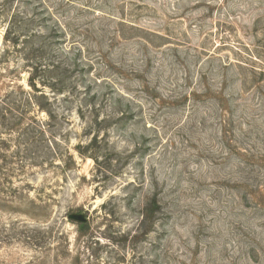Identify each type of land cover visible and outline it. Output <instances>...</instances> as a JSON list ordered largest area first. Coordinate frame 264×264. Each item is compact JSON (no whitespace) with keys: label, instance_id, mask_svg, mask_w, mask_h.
Returning <instances> with one entry per match:
<instances>
[{"label":"rangeland","instance_id":"rangeland-1","mask_svg":"<svg viewBox=\"0 0 264 264\" xmlns=\"http://www.w3.org/2000/svg\"><path fill=\"white\" fill-rule=\"evenodd\" d=\"M0 264H264V0H0Z\"/></svg>","mask_w":264,"mask_h":264},{"label":"water","instance_id":"water-1","mask_svg":"<svg viewBox=\"0 0 264 264\" xmlns=\"http://www.w3.org/2000/svg\"><path fill=\"white\" fill-rule=\"evenodd\" d=\"M72 218H74L78 222H85L86 221V219L83 216L74 215V216H72Z\"/></svg>","mask_w":264,"mask_h":264}]
</instances>
